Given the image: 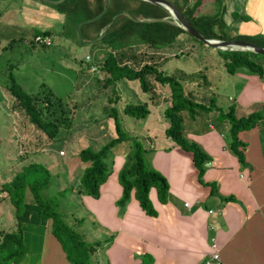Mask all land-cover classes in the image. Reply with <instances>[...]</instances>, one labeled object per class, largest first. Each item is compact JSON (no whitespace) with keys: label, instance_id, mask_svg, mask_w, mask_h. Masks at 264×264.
<instances>
[{"label":"trees","instance_id":"obj_1","mask_svg":"<svg viewBox=\"0 0 264 264\" xmlns=\"http://www.w3.org/2000/svg\"><path fill=\"white\" fill-rule=\"evenodd\" d=\"M170 1L205 36L239 38L264 46L262 36L233 34L229 31V27L222 18L224 11L222 0H217L221 5L214 13H209L210 8L208 5L205 6L210 0ZM47 4L63 14L62 28L55 31L57 34L75 36L80 41L89 40L94 44L98 42L105 47L106 51L105 57L98 63V70L103 72V76L97 77L95 81L99 91L92 93L91 96L96 97L102 90L110 88V92L106 95L105 109L107 115L114 121L116 134L98 149L85 146L78 151L79 157L85 163V168L79 178L76 192L97 197L101 183L111 173L113 158L108 160L107 157L111 156L119 144H125L123 151L126 153L122 152L125 156L124 162L117 173L118 181L122 186V193L116 201L119 211L124 210L132 191L141 208L149 215L157 213L149 196L152 187L156 189L159 201L168 200L167 178L150 161L155 149L146 146L142 138L130 134L119 117L120 112L128 113L136 118L145 117L150 112L148 102L147 100L137 102L125 98L122 107H117L120 93L117 90L116 81L121 78L138 80L142 90L151 91L148 95L151 100L155 99V82L168 85V104L163 109L167 121L164 132L174 146L192 153V160L198 170L197 175L201 183H207L203 180V173L206 168L205 162L210 157L197 141L186 136L185 130L188 123L204 122L205 124L202 125L205 127H208V124L213 126L224 136L226 148L237 157L241 166L248 165L245 157L247 143L238 136V132L257 125H262L264 128V102L246 114L238 115L239 107L236 101H228L226 105L217 102L205 67L197 72L176 69L168 73L158 67L156 60L141 62V59H145L144 57L154 58L155 53L160 54L161 51L167 50L180 34H186L204 45L202 41L173 22L164 8L146 0H60ZM240 16L243 19L248 18L246 14ZM51 32L50 28L42 30L34 28L29 38L30 45L34 44L36 34L50 35ZM38 44L47 46L44 43ZM216 50L224 59L227 71L233 73L243 70L256 73L260 79H263L264 53L248 50ZM183 52L178 51L180 54ZM86 64L88 69L92 63L90 61ZM13 67L14 65L10 64L8 78L4 84L13 97L10 108L20 115L24 129L26 126L36 131L37 139L32 141L33 145L48 146L58 136L61 128L70 131L76 123L77 109L87 100L64 99L45 82H40L36 91L27 92L15 80ZM84 68L86 69V66ZM20 142L22 146L18 147L15 157L22 160L29 154V151L24 150L29 145V141L26 144L22 140ZM49 178L50 169L42 162L31 160L23 164L20 171L1 185L0 191L6 192L4 197L12 203L16 219L15 229L0 230V235L3 237L0 241V252H5L4 257L13 264H19L24 254L20 217L24 208L25 192L29 189L40 207V216L51 218V231L60 241L67 259L72 264H92L91 255L109 245L114 233L104 240L86 241L83 234L78 232L72 223L65 221L53 208L51 199L41 196L40 188L48 183ZM135 255L141 258L139 264H151L153 261L150 253L143 252L141 255Z\"/></svg>","mask_w":264,"mask_h":264},{"label":"crops","instance_id":"obj_2","mask_svg":"<svg viewBox=\"0 0 264 264\" xmlns=\"http://www.w3.org/2000/svg\"><path fill=\"white\" fill-rule=\"evenodd\" d=\"M222 1L224 22L228 27H236L232 32L228 28L231 33L264 35V0ZM206 5L213 12L218 1L210 0ZM242 14L248 15V18H241ZM172 48L173 45L168 46L167 50ZM227 79L232 81L234 89V94L231 91L233 98L229 95L227 101L238 103V115H244L264 102V76L260 79L256 73L237 70ZM155 84L157 90L154 87L153 102L155 100L160 104L162 99L166 106L168 87L159 82ZM161 86L166 95H159ZM219 89L224 94L225 91ZM106 116L104 121L112 118ZM200 123H188L185 134L197 141L210 157L203 173L206 184L198 179V170L190 151L174 146L166 134L164 142L155 145L151 129L143 132L135 128L133 131V135L142 138L146 146L155 149L151 154V164L168 181L169 197L166 202L159 201L154 187L150 189L149 196L156 215H149L141 208L134 191L124 210L119 211L116 201L122 193V186L117 173L124 162L123 150H113L111 173L101 183L97 197L76 192L74 186L71 188L77 193L81 208L91 214L99 229L106 234L104 239L114 233L112 242L104 248L106 264H139L141 258L135 254L143 252L152 255L151 264H204L205 258L212 252L213 240L220 255V264H264V128L257 125L238 132V136L247 143L245 157L248 165L241 166L237 157L226 148L224 136L213 126L208 124L205 127L202 125L204 122ZM166 125L163 124L164 129ZM99 127L94 132L86 131V134L91 140L99 138L103 142L99 136L105 134L107 127ZM4 138L0 134L2 145ZM38 148L31 141L24 150L37 154L40 152ZM31 157L27 154L19 161L14 156L13 161L8 160L9 164H2L0 187ZM5 194V191H0V203L6 198ZM39 210L32 192L27 189L21 214L24 254L19 264H72L51 231V218L41 217ZM79 220L82 221V217L77 218L73 214L70 221L75 225Z\"/></svg>","mask_w":264,"mask_h":264},{"label":"rangeland","instance_id":"obj_3","mask_svg":"<svg viewBox=\"0 0 264 264\" xmlns=\"http://www.w3.org/2000/svg\"><path fill=\"white\" fill-rule=\"evenodd\" d=\"M219 8L218 3V6L213 8V12ZM63 19L61 12L39 0H0V134L5 137L4 144L0 143V166L8 163V160L13 161L12 158L17 154L18 147L22 146L21 140L26 144L28 141L34 142L37 139L36 131L26 126L24 130L20 115L10 108L13 97L4 86L10 64L14 65L12 71L15 80L27 92L36 91L39 83L45 82L64 99L87 100L77 109L76 123L69 132L66 128H61L58 136L51 141L50 145L38 148L40 152L37 154L30 151L28 155H32L30 161H43L50 169L48 183L40 188L41 196L51 199L53 208L61 214L65 221L72 223L70 220L73 219V214L77 218L82 217V221L79 220L73 227L83 234L86 241L104 240L106 234L99 229L91 214L81 208L77 193L72 192L71 188L77 186L85 168V163L79 157L78 151L85 146L98 149L116 133L113 119L107 118L104 121L107 117L106 95L110 92V88L102 90L96 97L91 96L92 93L99 91L95 81L97 77L103 76V72L98 70V63L105 57L106 51L105 47L98 42L94 44L89 40L80 41L75 36L57 34L55 31L62 28ZM229 27L231 32L235 31L236 27L233 25ZM34 28L52 30L49 35L50 45H39L36 40L33 45H30L29 38ZM180 35L171 51L164 50L160 54L155 53L154 58L144 57L145 59H141V62L143 60L155 62L156 60L158 67L165 71L173 68L166 71L168 73L176 69L197 72L205 67L217 102L223 105L228 104L227 96L230 95L233 98L234 89L232 81L227 79V77H232V73L225 69L222 56L216 49L203 45L186 34ZM262 37L264 38V35ZM176 51L184 52L176 55ZM87 55L89 59H86ZM90 61L91 65L96 66L93 70L91 65L87 69L86 62ZM160 84L163 87L168 86ZM116 86L120 93V99L116 103L117 107L121 108L126 98L137 102L147 100L150 108V112L141 118L120 112L119 117L124 128L132 135L135 128L142 129L143 132L151 129L153 143L161 145L166 137L163 124L167 123L163 113L164 101L161 99L159 104L149 99L148 95L151 91L142 90L138 80L135 79H118ZM162 86L159 95H166L167 92H163ZM219 87L225 91L224 94H221ZM23 123L28 125L26 122ZM99 126L107 127L105 134L99 136L103 138V142H100L99 138L91 140L86 134V131L98 130ZM78 132L80 133L77 134ZM66 137L67 139L64 140ZM123 147H126L125 144H119L114 151H121ZM111 157L113 154L107 159L110 160ZM15 219L12 203L8 198H3L0 203V230H13ZM2 239L0 235V241ZM4 254L5 252H0V264H11L12 261H8ZM91 263L106 264L104 248L98 249L91 255Z\"/></svg>","mask_w":264,"mask_h":264},{"label":"water","instance_id":"obj_4","mask_svg":"<svg viewBox=\"0 0 264 264\" xmlns=\"http://www.w3.org/2000/svg\"><path fill=\"white\" fill-rule=\"evenodd\" d=\"M44 3H54L60 0H39ZM164 8L172 21L185 29L196 39L213 49L223 50H248L256 53H264V46L239 38L208 37L197 30L181 10L170 0H146Z\"/></svg>","mask_w":264,"mask_h":264},{"label":"built area","instance_id":"obj_5","mask_svg":"<svg viewBox=\"0 0 264 264\" xmlns=\"http://www.w3.org/2000/svg\"><path fill=\"white\" fill-rule=\"evenodd\" d=\"M34 39L39 43H44L47 45L50 43L49 35L36 34L34 36ZM86 59H89V55L86 56ZM95 68V65H91L92 70ZM205 164H207V161L205 162ZM185 204H187V202H185ZM211 247L212 252L208 255V257L205 258L204 264H220V255L218 249L216 248V243L214 240L211 242Z\"/></svg>","mask_w":264,"mask_h":264}]
</instances>
